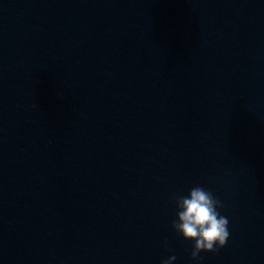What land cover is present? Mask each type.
I'll list each match as a JSON object with an SVG mask.
<instances>
[{
    "label": "water",
    "instance_id": "water-1",
    "mask_svg": "<svg viewBox=\"0 0 264 264\" xmlns=\"http://www.w3.org/2000/svg\"><path fill=\"white\" fill-rule=\"evenodd\" d=\"M263 160L264 0H0V264H197Z\"/></svg>",
    "mask_w": 264,
    "mask_h": 264
},
{
    "label": "clouds",
    "instance_id": "clouds-1",
    "mask_svg": "<svg viewBox=\"0 0 264 264\" xmlns=\"http://www.w3.org/2000/svg\"><path fill=\"white\" fill-rule=\"evenodd\" d=\"M175 207L172 229L191 243L193 261L199 264L201 253H213L225 247L230 238L229 219L221 212L222 201L211 191L200 185L193 186L186 195L175 198ZM176 259L172 255L162 264H175Z\"/></svg>",
    "mask_w": 264,
    "mask_h": 264
}]
</instances>
